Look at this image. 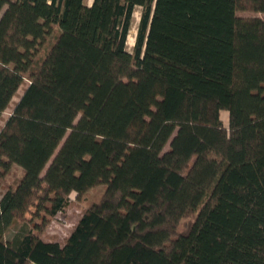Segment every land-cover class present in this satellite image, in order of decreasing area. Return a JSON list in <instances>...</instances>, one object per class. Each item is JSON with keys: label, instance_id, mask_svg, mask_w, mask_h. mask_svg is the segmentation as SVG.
Here are the masks:
<instances>
[{"label": "trees", "instance_id": "trees-1", "mask_svg": "<svg viewBox=\"0 0 264 264\" xmlns=\"http://www.w3.org/2000/svg\"><path fill=\"white\" fill-rule=\"evenodd\" d=\"M239 12L264 0H0V121L27 83L0 264H264V17ZM99 185L64 242L40 235Z\"/></svg>", "mask_w": 264, "mask_h": 264}, {"label": "rangeland", "instance_id": "rangeland-1", "mask_svg": "<svg viewBox=\"0 0 264 264\" xmlns=\"http://www.w3.org/2000/svg\"><path fill=\"white\" fill-rule=\"evenodd\" d=\"M87 1L89 3L92 2V0H87ZM140 14H141V7H137V9L134 12L133 22L128 38V49L130 51H132L133 46L135 44V36L137 34V28L140 21ZM238 14L240 16L264 17V15L261 13H253V12H239ZM26 85L27 83L23 85L19 89L17 95L14 96L9 108L5 111L3 118L0 121V127L9 117L16 102L19 100L20 95H22ZM222 118L227 123L228 118L226 111L222 112ZM166 148H169V145H167ZM22 173L23 171L21 167H19L18 165H13L11 170L8 173H6L4 177H0V197L5 190H7L9 187L15 184V182L22 176ZM104 189H105L104 185H99L96 188H93L89 192H87L82 197L81 200H72V204L67 208V210L64 213H59L57 216L53 217L52 219H49V222L44 227H41V231L39 232L40 235L46 240H56V241L64 242L68 237V235L70 234V232L72 231L74 225L78 222L80 216L86 210V208L100 199L102 193L104 192ZM32 210L34 211L35 209L32 208ZM189 219L190 218L183 220L181 227H185ZM23 220H27V222L30 223L31 225L33 223H38V225L44 224L41 218L33 217L31 213H28L25 219ZM23 223H24L23 221L17 220L14 224H12L6 232V239L8 240L13 239L14 235L19 231H21L22 228L24 227Z\"/></svg>", "mask_w": 264, "mask_h": 264}, {"label": "bare ground", "instance_id": "bare-ground-1", "mask_svg": "<svg viewBox=\"0 0 264 264\" xmlns=\"http://www.w3.org/2000/svg\"><path fill=\"white\" fill-rule=\"evenodd\" d=\"M132 36V35H131ZM132 40V39H131ZM133 43V42H132ZM130 45V44H129Z\"/></svg>", "mask_w": 264, "mask_h": 264}]
</instances>
